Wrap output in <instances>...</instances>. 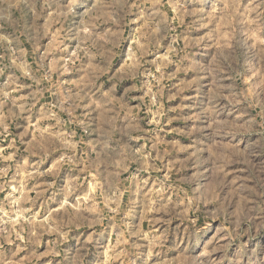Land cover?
Returning a JSON list of instances; mask_svg holds the SVG:
<instances>
[{
	"label": "rangeland",
	"instance_id": "1",
	"mask_svg": "<svg viewBox=\"0 0 264 264\" xmlns=\"http://www.w3.org/2000/svg\"><path fill=\"white\" fill-rule=\"evenodd\" d=\"M91 18L125 33L136 80L178 81L179 149L57 179L30 209L32 182L2 160L27 139L19 41ZM0 264H264V0H0Z\"/></svg>",
	"mask_w": 264,
	"mask_h": 264
},
{
	"label": "crops",
	"instance_id": "2",
	"mask_svg": "<svg viewBox=\"0 0 264 264\" xmlns=\"http://www.w3.org/2000/svg\"><path fill=\"white\" fill-rule=\"evenodd\" d=\"M88 24L83 33H31L28 45L19 41L26 60L13 66L31 73V91L17 96L28 104L26 131L18 130L27 139L10 143L12 158L2 160L32 182L30 209L46 207L48 184L57 179L84 182L100 166L134 164L140 154L160 164L179 149L170 123L178 81L165 79L164 68L156 80H136L121 55L125 33H101L93 18Z\"/></svg>",
	"mask_w": 264,
	"mask_h": 264
}]
</instances>
